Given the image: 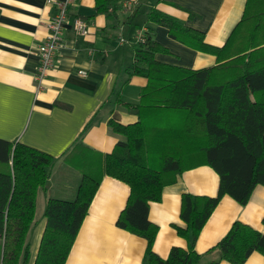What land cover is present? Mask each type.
<instances>
[{"label": "crops", "instance_id": "0c3cea01", "mask_svg": "<svg viewBox=\"0 0 264 264\" xmlns=\"http://www.w3.org/2000/svg\"><path fill=\"white\" fill-rule=\"evenodd\" d=\"M56 0H0V138L51 154L54 165L44 188L36 192L35 222L28 234L30 258L36 257L46 219L47 198L72 199L80 173L65 162L76 145L108 153L118 140L110 121L128 124L136 116L123 102H137L147 79L128 74L134 60L135 37L150 29L163 48L154 58L165 64L199 69L220 63L216 54L197 49L169 35L161 24L147 20L157 7L203 34L204 41L222 47L242 18L248 0H112L107 13L95 11V0H74L68 7L54 66L38 83L37 46L47 34L46 22L55 14ZM87 25L85 34L72 26L74 18ZM219 176L206 164L184 169L162 187L159 200L149 201L148 218L157 226L153 250L162 258L173 245L185 246L176 226L181 196H215ZM129 185L104 175L88 205L64 264H145L146 240L116 225ZM39 214V218H37ZM264 185L256 184L245 204L220 197L200 229L194 249L207 264H233L219 259L215 245L234 221L264 231ZM241 264H264L254 250Z\"/></svg>", "mask_w": 264, "mask_h": 264}, {"label": "trees", "instance_id": "16d2710c", "mask_svg": "<svg viewBox=\"0 0 264 264\" xmlns=\"http://www.w3.org/2000/svg\"><path fill=\"white\" fill-rule=\"evenodd\" d=\"M111 4L95 0V11L107 13ZM146 16L164 25L171 37L213 52L220 63L187 69L157 61L154 55L163 48L150 29L143 31L127 73L147 82L137 102H123L136 121H110L123 139L108 153L76 145L65 156L80 180L72 199L47 198L46 224L33 264H64L104 175L129 185L116 225L146 240L145 264H207L194 243L220 197L227 194L245 204L253 187L264 185V0H248L220 48L157 7H149ZM54 162L47 152L0 138V264H29L36 192L46 186ZM197 164L209 165L218 174L217 194H182L185 226L176 230L186 245H173L162 258L152 248L157 226L148 218V203L159 200L164 185ZM215 248L219 259L241 264L254 250L264 255V231L234 221Z\"/></svg>", "mask_w": 264, "mask_h": 264}, {"label": "built area", "instance_id": "2783aa9c", "mask_svg": "<svg viewBox=\"0 0 264 264\" xmlns=\"http://www.w3.org/2000/svg\"><path fill=\"white\" fill-rule=\"evenodd\" d=\"M74 0H56V12L46 22L47 34L38 44V65L36 68L35 79L39 83L46 74V71L54 66L56 51L61 41L62 28L67 18L68 7ZM73 29L79 34L87 32V25L81 18H74ZM137 43L143 41V31H139L135 37Z\"/></svg>", "mask_w": 264, "mask_h": 264}, {"label": "rangeland", "instance_id": "374dc122", "mask_svg": "<svg viewBox=\"0 0 264 264\" xmlns=\"http://www.w3.org/2000/svg\"><path fill=\"white\" fill-rule=\"evenodd\" d=\"M260 40H263V38H260ZM260 40H259V41H260ZM39 216H40V215H39V214H37V216H36V217H37V218H39Z\"/></svg>", "mask_w": 264, "mask_h": 264}]
</instances>
